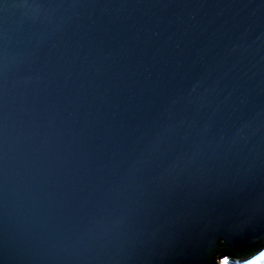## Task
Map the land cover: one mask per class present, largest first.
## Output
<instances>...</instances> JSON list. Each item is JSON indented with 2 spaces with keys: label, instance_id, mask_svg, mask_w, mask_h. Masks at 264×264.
Instances as JSON below:
<instances>
[{
  "label": "water",
  "instance_id": "water-1",
  "mask_svg": "<svg viewBox=\"0 0 264 264\" xmlns=\"http://www.w3.org/2000/svg\"><path fill=\"white\" fill-rule=\"evenodd\" d=\"M263 252L264 0H0V264Z\"/></svg>",
  "mask_w": 264,
  "mask_h": 264
},
{
  "label": "trees",
  "instance_id": "trees-1",
  "mask_svg": "<svg viewBox=\"0 0 264 264\" xmlns=\"http://www.w3.org/2000/svg\"><path fill=\"white\" fill-rule=\"evenodd\" d=\"M264 264V252L260 254L257 258L247 262L246 264Z\"/></svg>",
  "mask_w": 264,
  "mask_h": 264
},
{
  "label": "rangeland",
  "instance_id": "rangeland-1",
  "mask_svg": "<svg viewBox=\"0 0 264 264\" xmlns=\"http://www.w3.org/2000/svg\"><path fill=\"white\" fill-rule=\"evenodd\" d=\"M246 263L247 262H245L244 264H246ZM219 264H230V263H227L225 259H222V260L219 261ZM261 264H263V263H261Z\"/></svg>",
  "mask_w": 264,
  "mask_h": 264
}]
</instances>
